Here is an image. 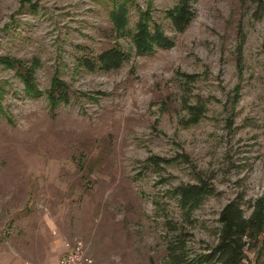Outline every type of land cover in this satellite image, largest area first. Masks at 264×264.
I'll return each instance as SVG.
<instances>
[{
	"label": "rangeland",
	"instance_id": "obj_1",
	"mask_svg": "<svg viewBox=\"0 0 264 264\" xmlns=\"http://www.w3.org/2000/svg\"><path fill=\"white\" fill-rule=\"evenodd\" d=\"M175 2L151 6L173 47L105 72L77 64L114 41L131 45L103 4L0 0V57L34 60L42 93L26 95L0 62V264H52L65 252L57 235L81 239L92 264H172L171 247L196 264L228 201L249 216L264 189V0H196L181 33L164 15ZM54 74L69 101L50 109ZM198 103L202 116L188 122ZM200 180L212 194L183 208L173 191Z\"/></svg>",
	"mask_w": 264,
	"mask_h": 264
},
{
	"label": "trees",
	"instance_id": "obj_2",
	"mask_svg": "<svg viewBox=\"0 0 264 264\" xmlns=\"http://www.w3.org/2000/svg\"><path fill=\"white\" fill-rule=\"evenodd\" d=\"M196 0H176L175 4L164 11L170 26L175 33L183 32L191 22L194 13L192 4ZM105 6L112 32L116 38H126L130 47L125 49L117 41L107 49L92 56H81L77 64L87 71H110L118 69L133 55L135 57L148 56L158 50H167L174 45V38L168 36L161 24L157 23L151 14L153 0H148L146 8H142L136 0H97ZM136 10L137 19L130 23V14ZM83 48V47H81ZM0 62L10 68H15L18 77L23 82V91L30 97L41 95V91L34 83L33 73L37 66L35 61H21L0 57ZM3 88L0 86V99ZM46 96L50 109H55L59 103L69 101L68 84L54 74L51 77ZM191 119L188 122L196 123L204 112L202 103L188 105ZM1 112L2 106L0 103ZM170 159L162 157H150L148 162L158 164L170 162ZM213 189L208 182L200 180L197 183L183 184L175 188L173 194L183 208H196ZM218 239L214 246L207 252L199 254L195 260L196 264H251L246 260V250L256 248L254 264H264V189L257 197L251 207L248 217L244 216L239 201L235 198L228 201L219 213ZM263 236L261 239L258 238ZM172 264L179 263V256L175 247L170 248Z\"/></svg>",
	"mask_w": 264,
	"mask_h": 264
},
{
	"label": "built area",
	"instance_id": "obj_3",
	"mask_svg": "<svg viewBox=\"0 0 264 264\" xmlns=\"http://www.w3.org/2000/svg\"><path fill=\"white\" fill-rule=\"evenodd\" d=\"M65 252L58 264H92V258L87 255L86 247L81 239L64 242Z\"/></svg>",
	"mask_w": 264,
	"mask_h": 264
},
{
	"label": "crops",
	"instance_id": "obj_4",
	"mask_svg": "<svg viewBox=\"0 0 264 264\" xmlns=\"http://www.w3.org/2000/svg\"><path fill=\"white\" fill-rule=\"evenodd\" d=\"M51 243L53 245H57L59 248V252H61L63 254V252L65 251V246H64V241H62L60 239V236L57 235L56 237H53L51 239ZM87 246V245H86ZM88 249V247H86ZM59 260V259H58ZM58 260L55 259V261L52 264H58Z\"/></svg>",
	"mask_w": 264,
	"mask_h": 264
}]
</instances>
